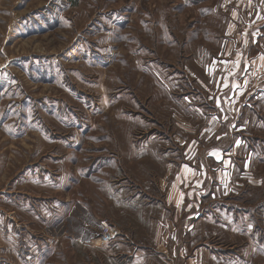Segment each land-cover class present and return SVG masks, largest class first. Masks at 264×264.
Wrapping results in <instances>:
<instances>
[{
	"label": "rangeland",
	"instance_id": "obj_1",
	"mask_svg": "<svg viewBox=\"0 0 264 264\" xmlns=\"http://www.w3.org/2000/svg\"><path fill=\"white\" fill-rule=\"evenodd\" d=\"M235 19L264 40V0H0V264H125L112 249L101 262L61 236L77 186L71 181L78 177L85 190V169L102 156V145L126 141L133 148L152 141L158 122L200 129L219 115L221 147L237 150L244 182L224 202L206 200V189L203 206L188 216L207 215L180 224L185 235L180 230L175 242L154 244L147 264H182L184 243L188 258L200 244L217 248L204 255L206 264H264V110L255 118L260 104L246 95L230 109L234 96L226 89L221 110L207 101L230 70L219 38ZM261 53L256 46L245 56L254 74L243 81L264 89ZM101 221L110 224L99 219L98 228ZM242 229L253 237L251 247H241ZM121 233L102 245L125 242Z\"/></svg>",
	"mask_w": 264,
	"mask_h": 264
},
{
	"label": "crops",
	"instance_id": "obj_2",
	"mask_svg": "<svg viewBox=\"0 0 264 264\" xmlns=\"http://www.w3.org/2000/svg\"><path fill=\"white\" fill-rule=\"evenodd\" d=\"M246 8V5L242 6V9ZM242 21L235 19L234 22H230L219 38L220 47L224 48L223 55L230 56L229 66L225 64L230 70L223 74V83L220 81L217 83L219 95L212 102L207 101L209 105H214L213 110L218 108L221 110L222 91L226 89L231 92V97L234 96L230 109L236 106L237 110L240 107L239 97L250 96V99L260 104L255 117L258 118L261 114L260 109L264 110V89L258 84L250 85L249 82L248 86L243 80L253 79L254 74L253 67L251 71L248 70L250 66H246L245 56L248 52H254L256 46L261 47L264 52V40L261 41L254 28L241 24ZM261 60L264 61V53H261ZM222 78L220 77V80ZM194 82L198 90H203L200 84ZM246 107L247 105H244L240 111ZM250 110L252 111L251 106ZM250 118L252 115L247 116L249 120L244 124V130L245 125L247 127L250 125ZM204 122L205 126L200 129H193L185 121L172 122L173 127L158 122L159 130H156V133L152 131L156 135H151L150 143L134 141L133 148L129 145L130 142L126 141L102 145L100 152L102 156L92 158L91 164L85 169V179L91 180L90 183H86L85 190L81 188L82 182L78 177L71 181L77 186L70 190L71 199L66 200L68 210L61 216L59 225L65 224L69 227L61 231V236L69 238L70 244L76 249L98 255L101 262L107 259L112 249L117 257H121L117 259L125 264H147L155 254L152 248L154 244L175 242L176 238L182 237L180 230L185 235V230L183 231L184 228L180 224L183 225L192 218L195 222L207 215L205 213L200 217L188 216L193 207L198 209L203 206L201 200L206 189L209 191L206 200H210L209 195H212L222 201L223 196L224 202L230 199L224 196L233 193L242 180L241 176H246L247 172V167L242 169L237 167L236 149L232 153L223 151L221 147L223 140L221 116H209ZM213 124H215L213 130H209ZM127 146L130 147L127 149ZM87 171L91 174H87ZM124 179L129 183L123 184ZM212 216L214 219L217 218L216 215ZM99 219L108 220L110 224L127 234L125 242H119L112 248L104 247L102 244L95 245L94 241L99 234ZM224 225L229 229L232 227L230 223ZM224 225H220V228ZM190 226L187 224L186 231H190L188 228ZM242 231L245 232L246 238L241 247L248 245L251 247L253 237L249 231L245 229ZM203 239L201 240L205 242L206 239ZM247 239L251 244H248ZM236 244L234 242V245ZM184 246L177 251L178 256L183 258L182 264H206L204 255L207 252L218 253L217 248L204 243L193 253L195 256L188 258L184 257V250H187L185 243Z\"/></svg>",
	"mask_w": 264,
	"mask_h": 264
},
{
	"label": "built area",
	"instance_id": "obj_3",
	"mask_svg": "<svg viewBox=\"0 0 264 264\" xmlns=\"http://www.w3.org/2000/svg\"><path fill=\"white\" fill-rule=\"evenodd\" d=\"M262 81L264 82V75L262 76ZM122 236L121 231H119L118 228L111 226L108 224L106 221H101L100 226H99V234L98 238L95 240V244H103L109 241H113L116 239H119ZM157 252L162 255L167 257L168 256V250L166 249L164 244H159L156 247Z\"/></svg>",
	"mask_w": 264,
	"mask_h": 264
}]
</instances>
